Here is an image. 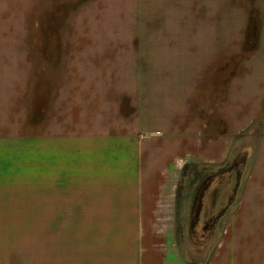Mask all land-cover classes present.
Returning <instances> with one entry per match:
<instances>
[{
  "label": "crops",
  "instance_id": "0c3cea01",
  "mask_svg": "<svg viewBox=\"0 0 264 264\" xmlns=\"http://www.w3.org/2000/svg\"><path fill=\"white\" fill-rule=\"evenodd\" d=\"M242 152L198 264H264V0H0V264H190L182 169Z\"/></svg>",
  "mask_w": 264,
  "mask_h": 264
},
{
  "label": "water",
  "instance_id": "95a60500",
  "mask_svg": "<svg viewBox=\"0 0 264 264\" xmlns=\"http://www.w3.org/2000/svg\"><path fill=\"white\" fill-rule=\"evenodd\" d=\"M246 161L247 155L240 153L229 166L209 174L196 188L189 235L198 248L209 243L217 224L233 203Z\"/></svg>",
  "mask_w": 264,
  "mask_h": 264
},
{
  "label": "rangeland",
  "instance_id": "374dc122",
  "mask_svg": "<svg viewBox=\"0 0 264 264\" xmlns=\"http://www.w3.org/2000/svg\"><path fill=\"white\" fill-rule=\"evenodd\" d=\"M227 167V166H226ZM210 167L202 164H192L188 170L181 176L178 184L180 196L177 202L176 209V229H175V240L178 245L180 255L183 258H187L190 264H198L206 256L205 252L207 248L211 246L212 239L208 244L203 247H197L195 241H192L189 235L190 226V215L191 208L193 205V198L195 188L191 182L195 176L204 174L205 172L210 174Z\"/></svg>",
  "mask_w": 264,
  "mask_h": 264
},
{
  "label": "trees",
  "instance_id": "16d2710c",
  "mask_svg": "<svg viewBox=\"0 0 264 264\" xmlns=\"http://www.w3.org/2000/svg\"><path fill=\"white\" fill-rule=\"evenodd\" d=\"M190 165H192V164H186L184 167H183V169H182V176L184 175V173L188 170V168L190 167ZM211 174V173H210ZM209 175V174H208ZM207 175V173L205 172L204 174H200L199 176H195V178H193V180L191 181L192 183H193V185L194 186H192V187H194L195 188V190H196V188L198 187V182L200 181V180H202L203 178H205L206 176H208Z\"/></svg>",
  "mask_w": 264,
  "mask_h": 264
}]
</instances>
